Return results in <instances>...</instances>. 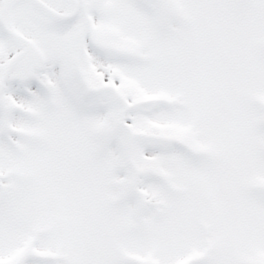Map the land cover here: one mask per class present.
<instances>
[{
  "label": "snow or ice",
  "instance_id": "1",
  "mask_svg": "<svg viewBox=\"0 0 264 264\" xmlns=\"http://www.w3.org/2000/svg\"><path fill=\"white\" fill-rule=\"evenodd\" d=\"M0 264H264V0H0Z\"/></svg>",
  "mask_w": 264,
  "mask_h": 264
}]
</instances>
